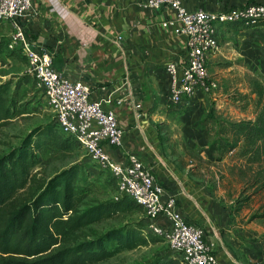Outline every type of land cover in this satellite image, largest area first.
Listing matches in <instances>:
<instances>
[{"label": "crops", "instance_id": "obj_1", "mask_svg": "<svg viewBox=\"0 0 264 264\" xmlns=\"http://www.w3.org/2000/svg\"><path fill=\"white\" fill-rule=\"evenodd\" d=\"M143 1L31 0V15L21 23L29 47L50 51L56 70L69 80L88 85L89 98L102 100L101 107L114 113L122 136L120 145L110 152L113 159L122 161L128 154L135 155L163 188L162 198L173 194L175 209L186 221L201 227L205 239L215 243L219 263L237 264L220 237L233 239L228 211L213 189L190 170V165L183 167L175 154L179 139L190 137L192 123L204 104L200 92L179 103L170 99L171 78L165 66L175 62L181 77L186 63L185 37L175 35L172 26H163V21L174 17L171 9H148ZM185 6L190 10L224 7L211 0H187ZM221 29L219 26V50L207 65L212 78L218 81L221 73L228 83H234L247 72L259 69L264 74V55L256 49H239L238 43L227 48ZM237 55L244 57L245 64L235 65ZM225 59L228 64L215 71L214 62L224 64ZM135 103L141 104L139 110ZM198 130L194 129L193 137L204 142L202 134L197 136ZM160 223L166 225L164 219Z\"/></svg>", "mask_w": 264, "mask_h": 264}, {"label": "rangeland", "instance_id": "obj_2", "mask_svg": "<svg viewBox=\"0 0 264 264\" xmlns=\"http://www.w3.org/2000/svg\"><path fill=\"white\" fill-rule=\"evenodd\" d=\"M251 1L211 0L217 6L242 5ZM219 26L222 27L227 48H233L231 43H238L239 49L248 48L247 52L256 49L264 55V22L255 28H248L251 30L239 25L233 27L232 24H218L217 29ZM12 32L9 23L0 25V93L5 105L13 112L11 118L0 123V156L25 144L29 136L30 150L37 161L29 168L30 177L26 186L17 190L1 206L0 214L31 201L49 178L69 167L76 168L78 182L89 191L81 208L122 197L116 184L110 182V173L91 161L72 136L62 133L55 126L54 114L42 104L41 92L27 73V61L21 47L8 46ZM256 52L255 55H259ZM236 61L235 65L245 64L244 57L238 56ZM214 64L215 71H221L228 60L225 59L224 64L216 61ZM256 77L264 80V74L257 69L245 73L238 82L228 83L220 73V78L216 77L215 90L200 92L204 104L192 123L190 137H176L180 145L175 147V154L181 159V165H190V170L213 189L222 207L228 211L229 235L233 239L228 241L226 236L220 237L237 264H264V159H255L251 152L243 153V142L219 156V150L211 147L210 141L220 134L231 138L232 132L227 130L222 119L238 121L255 117L256 95L251 91L250 80ZM209 114L214 116L215 121H208L204 127L203 118ZM195 128L199 129L196 133L198 137L203 135L204 142L193 137ZM189 138L191 140L187 144ZM142 218V208L114 213L82 228L76 233V241L94 238L122 225H135ZM148 239L131 250H121L96 264H149L169 256L175 258L176 264H181L164 240L153 242L150 237Z\"/></svg>", "mask_w": 264, "mask_h": 264}, {"label": "built area", "instance_id": "obj_3", "mask_svg": "<svg viewBox=\"0 0 264 264\" xmlns=\"http://www.w3.org/2000/svg\"><path fill=\"white\" fill-rule=\"evenodd\" d=\"M186 1H143L148 9L160 10L163 6L171 9L174 17L162 24L172 26L175 35L185 37L186 63L181 77L175 62L165 66L171 78L173 103L190 98L196 92L210 93L217 88V81L207 67L210 57L220 46L216 25L242 22L252 28L264 22V2L226 5L218 10L204 6L190 10L185 6ZM30 8L31 0H0V25L9 23L13 28L8 46L21 47L27 73L41 92L42 104L54 114L58 129L72 136L91 161L108 170L115 179L118 193L128 196L142 208L146 221L144 236L162 238L181 264H221L215 243L205 239L203 229L186 221L175 209V196L169 194L162 198L163 188L155 182L149 167L133 154H128L126 160L113 159L110 152L120 145L122 136L114 113L101 107L102 100L89 98L88 85L69 80L56 70L50 51L29 47L21 22L31 15ZM134 107L139 110L141 104L135 103ZM161 219L166 225L160 223Z\"/></svg>", "mask_w": 264, "mask_h": 264}, {"label": "trees", "instance_id": "obj_4", "mask_svg": "<svg viewBox=\"0 0 264 264\" xmlns=\"http://www.w3.org/2000/svg\"><path fill=\"white\" fill-rule=\"evenodd\" d=\"M252 2L264 0H253L246 4ZM227 24L249 28L242 22ZM250 83L251 91L256 95L255 117L238 121L221 120L232 136L220 134L211 139L210 146L219 150V156L243 142V153L251 152L255 159H264V80L256 77ZM12 113L0 93V123L11 118ZM213 120L214 116L209 114L203 118L202 124L205 127L208 121ZM55 126L58 127L56 120ZM30 145L28 136L25 144L0 156V210L28 182L29 168L37 161ZM75 169L69 167L56 173L31 201L22 203L6 214H0V264H96L116 252L131 250L145 243L148 237L153 242L162 239L154 235L144 236L146 221L142 218L135 225H122L94 238L76 241V233L82 228L114 213L141 207L123 195L81 208L89 191L78 182ZM110 182L116 184L113 176ZM149 264H176V261L169 256Z\"/></svg>", "mask_w": 264, "mask_h": 264}]
</instances>
